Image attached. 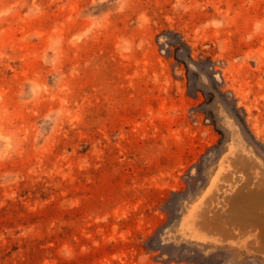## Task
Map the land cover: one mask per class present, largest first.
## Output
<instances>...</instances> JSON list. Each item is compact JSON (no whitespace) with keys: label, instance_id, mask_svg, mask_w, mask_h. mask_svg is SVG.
I'll return each mask as SVG.
<instances>
[{"label":"rangeland","instance_id":"374dc122","mask_svg":"<svg viewBox=\"0 0 264 264\" xmlns=\"http://www.w3.org/2000/svg\"><path fill=\"white\" fill-rule=\"evenodd\" d=\"M0 264H264V0H0Z\"/></svg>","mask_w":264,"mask_h":264}]
</instances>
